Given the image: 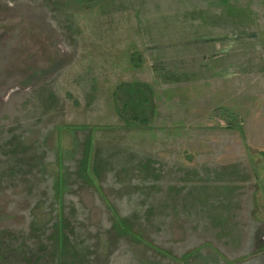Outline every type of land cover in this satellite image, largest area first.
<instances>
[{
    "label": "rangeland",
    "instance_id": "1",
    "mask_svg": "<svg viewBox=\"0 0 264 264\" xmlns=\"http://www.w3.org/2000/svg\"><path fill=\"white\" fill-rule=\"evenodd\" d=\"M0 264H264V0H0Z\"/></svg>",
    "mask_w": 264,
    "mask_h": 264
},
{
    "label": "trees",
    "instance_id": "2",
    "mask_svg": "<svg viewBox=\"0 0 264 264\" xmlns=\"http://www.w3.org/2000/svg\"><path fill=\"white\" fill-rule=\"evenodd\" d=\"M123 88V87H122ZM120 90H116L113 95H114V98H118V92ZM133 91V89H132ZM130 107L127 106V103H125V107L123 108L124 109V116L126 115L127 117L131 118L133 122H135L136 120L140 119L141 118V114L140 112L138 111H135V110H131L129 109ZM121 227V228H120ZM119 232H121L122 234H125V235H129L131 236V238L133 239V241L137 242V243H140V244H143L144 246H147V247H153L156 249L155 246H153L152 242L151 241H148L147 239H145L144 235L141 234V232L139 231H136L135 229L131 228V227H125L123 226V224H121L119 227ZM144 242V243H142ZM187 255H184L182 257H179V260H181V262H184L185 261V257Z\"/></svg>",
    "mask_w": 264,
    "mask_h": 264
}]
</instances>
